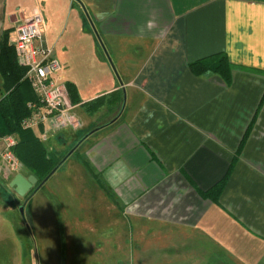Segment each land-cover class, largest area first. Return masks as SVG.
Masks as SVG:
<instances>
[{
  "label": "crops",
  "instance_id": "0c3cea01",
  "mask_svg": "<svg viewBox=\"0 0 264 264\" xmlns=\"http://www.w3.org/2000/svg\"><path fill=\"white\" fill-rule=\"evenodd\" d=\"M48 1L0 0V39L21 14L42 12L59 80L67 96L66 82L74 84V109L91 119L73 109L82 127L51 138L56 148L123 104L59 169L100 208L121 209L115 220L179 230L183 264H264V0H73L92 30L81 23L65 41L49 37ZM92 31L116 76L96 41L82 39ZM218 53L233 66L228 82L192 73L190 63ZM101 95L105 104L86 111L82 104ZM4 147L0 137V199L16 173L29 175L8 168ZM225 176L216 202L201 194Z\"/></svg>",
  "mask_w": 264,
  "mask_h": 264
},
{
  "label": "rangeland",
  "instance_id": "374dc122",
  "mask_svg": "<svg viewBox=\"0 0 264 264\" xmlns=\"http://www.w3.org/2000/svg\"><path fill=\"white\" fill-rule=\"evenodd\" d=\"M42 10L51 41L60 36L63 41L73 38L81 23L85 30H92L86 18L79 17L73 0H49ZM94 35L82 39L96 41L97 50L116 76L104 39L96 31ZM92 61L87 53L86 63L95 71ZM117 112L107 118L95 115L92 120L101 123ZM74 113L84 122L91 121L80 107ZM44 143L59 154L66 151L57 149L51 138ZM91 194L74 185L60 169L30 195L22 197L11 188L2 190L0 208L4 203L11 207L0 209V264H183L179 230L130 221L127 216L115 220L121 209L117 208L118 215L105 203L100 208Z\"/></svg>",
  "mask_w": 264,
  "mask_h": 264
},
{
  "label": "trees",
  "instance_id": "16d2710c",
  "mask_svg": "<svg viewBox=\"0 0 264 264\" xmlns=\"http://www.w3.org/2000/svg\"><path fill=\"white\" fill-rule=\"evenodd\" d=\"M10 29L11 27L4 30L0 39V87L2 89L0 95V137L10 135L15 138L16 142L11 148L13 155L18 160L21 168L26 169L29 174H33L37 178L36 185L26 194L27 196L42 186L62 166L66 158L76 152L77 147L87 136L111 124L120 114L122 101L115 117L101 123L96 122L92 127L85 130L63 154H59L55 150H49L34 129H23L20 126L22 119L29 114L27 103L35 101L37 98L29 82L24 78L25 68L18 64L14 48L8 43ZM232 67L228 57L223 53L189 64L192 73L196 75L208 72L217 73L225 82L229 81ZM65 85L71 102L78 103L79 98L74 84L66 82ZM112 96L114 100L117 99V95ZM105 99L106 96L101 95L82 105L86 111L95 112L105 104ZM109 114L111 112L107 111L101 117L107 118ZM225 180L226 176L201 194L216 202Z\"/></svg>",
  "mask_w": 264,
  "mask_h": 264
},
{
  "label": "built area",
  "instance_id": "2783aa9c",
  "mask_svg": "<svg viewBox=\"0 0 264 264\" xmlns=\"http://www.w3.org/2000/svg\"><path fill=\"white\" fill-rule=\"evenodd\" d=\"M8 43L14 48L18 64L25 68L24 78L37 98L27 103L29 114L22 119L21 128L36 130L43 142L67 130L80 129L82 123L73 113L75 106L59 80L62 65L46 42L42 12L37 9L18 16L12 23ZM2 140L5 143L2 159L11 171L20 170L11 151L15 138L8 135Z\"/></svg>",
  "mask_w": 264,
  "mask_h": 264
},
{
  "label": "water",
  "instance_id": "95a60500",
  "mask_svg": "<svg viewBox=\"0 0 264 264\" xmlns=\"http://www.w3.org/2000/svg\"><path fill=\"white\" fill-rule=\"evenodd\" d=\"M37 183V178L33 174L23 175L22 173H16L9 182V187L13 189L15 193L20 196H25ZM21 214L23 208H20Z\"/></svg>",
  "mask_w": 264,
  "mask_h": 264
}]
</instances>
